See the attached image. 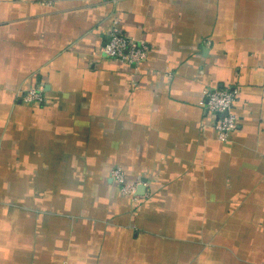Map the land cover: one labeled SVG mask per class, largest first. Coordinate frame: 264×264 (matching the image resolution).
Listing matches in <instances>:
<instances>
[{
  "label": "crops",
  "instance_id": "crops-1",
  "mask_svg": "<svg viewBox=\"0 0 264 264\" xmlns=\"http://www.w3.org/2000/svg\"><path fill=\"white\" fill-rule=\"evenodd\" d=\"M0 264H264V0H0Z\"/></svg>",
  "mask_w": 264,
  "mask_h": 264
},
{
  "label": "built area",
  "instance_id": "built-area-1",
  "mask_svg": "<svg viewBox=\"0 0 264 264\" xmlns=\"http://www.w3.org/2000/svg\"><path fill=\"white\" fill-rule=\"evenodd\" d=\"M149 51L147 43L123 34L117 20H112L108 39L99 48L100 55L134 69L145 62ZM202 94L218 139L221 142L227 141L237 126L234 113L235 93L228 89H205ZM20 99L26 103L40 104L43 102V92L36 88L27 89L21 93ZM110 178L118 186L122 196L134 197L136 185L127 182L120 168L112 170Z\"/></svg>",
  "mask_w": 264,
  "mask_h": 264
}]
</instances>
